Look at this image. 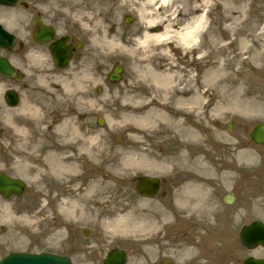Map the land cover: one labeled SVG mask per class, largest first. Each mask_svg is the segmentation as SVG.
Listing matches in <instances>:
<instances>
[{
	"label": "rangeland",
	"instance_id": "1",
	"mask_svg": "<svg viewBox=\"0 0 264 264\" xmlns=\"http://www.w3.org/2000/svg\"><path fill=\"white\" fill-rule=\"evenodd\" d=\"M39 1L46 2L47 4L45 5L51 10V13L55 14L57 19H60L64 23L68 24L70 28L76 29V31H78V27L81 28L77 34H79L81 40L84 41L87 46L90 45L89 47H91L86 51V54L89 57V59H86L87 61L93 60L97 55L95 54L96 49L93 47L95 42L92 40L95 37H99L101 34V31L97 30V27H100V29L113 28V33H117L119 38L126 43L124 44V48H127V51L124 50L120 55L112 58L111 61L117 60L120 62H127L128 64H125L127 73H129L128 71L134 70L135 78H132L131 75L127 74L123 82L124 84H122L130 87L131 89L135 88V86L139 84L141 86L146 85V82L143 78L145 76L142 72L144 71L142 64H145L149 60H151V62L156 65L157 69L160 70L174 69L178 71V73H190L184 74L186 79L195 77L197 73L202 71V62L198 64L194 63L193 61V63L190 65V61H185V63L181 64L179 63L180 60L176 61L169 53L166 58H161V56H163L161 53H156L154 55V52H159L162 48L167 46L165 44L160 45L161 43L152 46V56L147 60V53L145 52L146 50H143V48L141 49L138 44L134 43L132 35L126 36V32H124V35L120 29L122 27H126L123 23V16L129 11L131 4L135 2V0H121V3L124 6L119 8L118 4L117 7H112V14L107 13L111 7L109 0H86L84 3H82L84 0ZM112 1L113 0H111V3ZM183 2L184 1H176L175 5H183ZM213 2L214 11L213 18H211L213 32L212 35L211 32L206 35L204 42L207 41L209 43L206 44V50L203 48V45H201L199 53L201 56L202 52L212 51L210 62L212 63V68L215 69L221 66V64L226 62L228 59L227 53L222 46H224L226 42L230 41L232 38H239L238 35L237 37L236 35L234 37L225 32L224 28H226V25L230 23L226 20L225 3H230L233 7L231 12L233 17H240L241 15L243 16L241 17L242 23L236 26V29L238 27L242 36L248 32H251L254 35H259L261 32H263L264 28V0H213ZM241 7H244V11ZM114 8H116V14H113ZM181 14L182 19L179 20L180 25L178 27L174 25V29L178 30L184 23V18L187 15H183L182 12ZM179 21H174L173 23L178 25ZM132 27L135 28L136 24H134ZM92 29L100 31V34L98 35L93 33L91 31ZM125 29L130 28H124L123 31H125ZM132 32L134 33V31ZM172 42L170 45L176 44L174 40ZM113 52L114 51L110 50L109 54ZM214 53H216L215 58L212 56ZM191 60H194V58L192 57ZM86 65H88V63H86ZM251 67H247L245 71L250 76H254L253 78L257 80L256 83H252V88H256L255 91L250 92L251 84L240 82L236 84L234 89L229 90L226 93V96L230 99L239 98L242 101V105H244L243 109L236 111L235 113H229L227 116L219 118L218 122L215 121L216 123L213 121L210 123V125L213 126V129L217 130L218 132L219 130H222L224 138L227 139V147L224 148L223 151L224 155L219 156V158H212V160H216L215 167H213L214 171L211 173V175H214L216 178L217 187L215 191V201L219 206L220 212L223 215H226V217H228L230 214V217L233 216L234 220L230 223L229 229L222 228L221 226H219V228H213L211 225H208V232H203L202 235L197 233V237H193V240L198 243L197 246H195L197 249L195 256L197 260L201 259L204 264H242L246 258L251 256L255 258L264 257V251L262 249L250 251L245 249L239 242V233L244 225L256 220L264 222V197H252L249 194V191L256 184H261L264 188V147L256 146L250 140V133L254 127L257 124L264 123V69L259 68V66ZM86 68H89V66H86ZM107 68L109 69V67ZM197 68L199 69V72L197 71ZM85 85L86 90H89L90 93L89 98H93L97 103L95 110H90L88 107L86 108V111L90 113V122L94 130L98 129L95 122V117L97 115L104 116L107 118V120L110 119L112 125L111 126L108 121V124H105L103 129H99V131L96 132L98 136L101 132L106 133L107 139H101L102 141H106L107 144L104 146L105 143L101 141L100 137H96L95 142L92 145V150L93 154H99L98 162H94L97 164L95 167L99 169L97 172H95L97 181H91L87 179L86 184L88 185V183L91 182L98 187L95 197L98 200L103 201L100 204V209H102L103 212V208L107 202L101 199V197L107 199L111 198L113 201H115V203H117L119 207H123L122 210L127 211L131 209L130 207L132 202L137 201V197L134 195L131 197V178H133V176L129 171L130 168L129 170L127 169L128 164H126L127 161H125V159L129 156V151H132L135 147V141H144L146 135H151L153 132L152 129L155 127L152 129H139L142 120L139 119L140 122H137V120L133 121L129 119V112H127L128 107H120L119 104H122L120 98L111 95V90L108 93V89L102 96H98V94H95L92 90L96 84L86 81ZM211 86L212 91L208 88V92L205 93L203 87H201L200 92L203 90V96H205V100L209 101L211 107L210 112H213V106L215 105L214 101L216 100L214 98L215 96L219 97V95L214 94L213 84ZM117 88L121 94V99L128 95L125 87L119 86ZM141 89L139 91H141ZM36 90H38L37 97L41 96L46 98L45 92L41 86L38 87L37 85ZM184 107V105L179 107H167L166 114L170 117V119H178V117H175L176 111H179ZM199 113L201 114V112ZM10 116H12L15 121H18L21 118L17 113H14ZM234 120H236L234 129L231 132H227L226 126ZM157 122L159 123V120H157ZM166 124L168 123L166 122ZM1 125H4V123L2 122ZM166 127V125L162 127L161 124H159L157 131L154 133V136H160L161 138L158 141H155L157 142L156 144L148 146V150L152 157H158V151L164 154L167 153L166 155H174V157L176 156L175 150L177 143H179L177 135L174 133V129L168 131L165 130ZM5 132V135L0 136V171L15 177L28 176L27 178H29L36 174V176L39 177L38 180H46L50 176L49 170L46 167H43L44 171L40 170V168H37L35 165L36 162H40L37 161V158L30 156V159H28L25 157V155H23V151H19L17 149V146L19 145L18 137H16V134L13 133L10 127H7ZM237 143L240 144V149H238ZM159 144L160 149H157V145ZM209 148L213 152L214 147L212 143L210 144ZM235 148H237V156H239V158L234 157ZM42 149L43 151H41V154L45 156L47 153V147L45 144H43ZM239 152L243 155H240ZM248 158L253 160H249ZM21 159H26L28 161L22 162ZM220 159H222V161H236L242 166L241 171L237 173L239 183L231 182V188H227L223 183L221 184L220 179L218 178L219 172L217 166ZM86 166H90L89 163H86ZM90 174L91 172H86L85 177H88ZM72 179L73 178L68 179L69 182H71ZM244 179L249 181L248 186L245 184ZM27 182L28 188L22 197H14L9 200H5L0 197V226H3L6 229L4 233L0 232V242L3 240L8 242L9 250L20 248L22 251H35L32 246V241L35 234L33 229L35 226H33L31 223L32 215H35V211L33 212L31 207V200L34 194L45 193L46 189L48 188L45 185V181H38L37 183L33 184L30 179H27ZM122 188H127V190ZM218 189L220 190L218 191ZM227 194H234L236 196L234 205L227 206L224 204L223 199ZM112 195H120V197H113ZM129 197L132 202L128 200ZM154 203V208L160 206L158 201ZM136 204L137 203H133V205ZM5 207L9 208V214H6L4 211ZM133 210V215L138 216L140 213L139 206L137 205L133 207ZM91 211L92 208L86 205L83 211L77 212V216L79 217L78 220H80V214L90 213ZM183 214H181V217L177 218V227L173 229L171 224H166L165 222L163 223V220H160L163 216L161 211L156 212L154 217H156L155 220H158L160 229L154 234L157 236H162V242L168 240L177 243L179 249L175 253V257H173L175 264H197V261L190 262L189 257L186 256L183 251V245H188L191 234V226L185 221L186 219L182 218ZM200 214L201 213H195V216H199ZM146 218L151 219L149 216ZM135 219L138 218L135 217ZM95 225L97 226V224L86 223L84 226L86 228H94L96 231H98L99 229L98 227H96V229ZM212 226L216 227L213 224ZM43 229L47 230L45 224L41 225L40 230ZM201 236L202 238L200 240L199 238ZM138 237L140 236H129L128 238L130 241L128 242L122 239H118L116 241V243L120 244V246L130 250L129 253L131 254V259L129 264H153L155 262H161L162 259H164L160 258V253H157L158 251L156 249H153L152 252H148L147 254L145 253V246L147 242L154 244L155 246L156 242L154 238H149L148 241H144L142 240L143 238H141L137 241ZM163 238L166 239L164 240ZM18 240L20 243L15 242ZM15 243L17 245L19 243L20 247L16 246ZM51 249L52 248L47 244V241L42 240L36 251H49Z\"/></svg>",
	"mask_w": 264,
	"mask_h": 264
},
{
	"label": "bare ground",
	"instance_id": "2",
	"mask_svg": "<svg viewBox=\"0 0 264 264\" xmlns=\"http://www.w3.org/2000/svg\"><path fill=\"white\" fill-rule=\"evenodd\" d=\"M110 1V0H109ZM168 3L170 0H164ZM232 6L230 3H225V13L226 20L230 22L226 25L225 32L230 36L237 35V39L232 38L229 43L222 46L227 53V61L223 62L218 68H212V63L209 61L210 54L209 52L203 56V79L200 82V85L203 87L204 92H208L209 85L213 84L214 94L219 95L214 101L215 105L213 106V112H210V104L208 100H205V96L200 92L199 79L200 75L197 76L198 82V91H195V96L188 100L185 99V93L182 92L178 101L179 106L187 103V108H182L179 111H176L179 117L182 119L177 123V134L180 137V143L177 149V155L181 159L183 166L188 168L192 167V170L197 169L203 177H197V182L193 185V195L194 196H183V201L186 204L185 208H182L181 211L187 213L185 218L186 222L193 228V233L190 236L188 245H183V251L186 256L189 257L190 262L197 261V264H204L201 259L196 258L197 246L195 236L197 233L200 235L206 229V226L203 223H208L209 225L213 224L215 219L216 212H219V207L216 204L215 199L210 195L208 187L209 179L206 177L211 172V167H215L216 160H212L214 157L224 155V148L227 147V139L224 136L220 135L213 129L211 135V121L215 122L219 118L227 116L229 113L242 110L244 105L239 98L230 99L226 96V93L229 90L235 88L237 83H249L251 84L250 92H254L256 88H252V83H256L257 80L246 73L245 68L251 66H261L264 67V28L263 32L259 35L253 34L251 32L246 33L244 36L241 35L238 27L242 22L241 17H233L232 15ZM244 11V7H241ZM145 16V13L142 11V17ZM223 22V21H222ZM155 21L149 22L150 26H153ZM206 24L205 16H200L192 26H187L182 29L181 32L177 33L175 36L178 44L182 45L186 49H191L192 47L198 44V38L200 36V30L202 26ZM168 30L165 34L162 35H151L146 33L143 40L138 43L144 47H149L153 42L165 41L164 37L169 39ZM171 39V38H170ZM212 54V53H211ZM216 53L212 56L215 58ZM252 68V67H251ZM149 71V68H148ZM88 71L84 70V74H87ZM173 80L169 82L156 81L154 84V90L158 93L154 96L156 102H151L147 105V111L144 112L145 129H150L154 127L155 117L157 112L162 111V103L160 99L168 94L172 89ZM242 99V98H241ZM79 103L86 104L84 97L78 99ZM90 102V101H89ZM91 103V102H90ZM27 112L23 114L32 115L36 121L43 119V112H38V107L36 105H30L27 108ZM40 110V107H39ZM198 112H202L201 114ZM135 114L139 112H134ZM211 114V116H210ZM34 123V124H38ZM65 123L70 127L72 138L81 144L86 140L80 134V131L77 127L76 122L72 119L65 121ZM216 123V122H215ZM65 124L63 123L59 129L64 131ZM62 131V132H63ZM16 134L19 136V145L17 149L26 152L28 155H34L37 151V147L27 148L30 145L29 132L25 125H16L15 128ZM213 144V152L210 150V144ZM238 149H240V144L237 143ZM66 148V147H65ZM88 152V151H86ZM240 153V152H239ZM28 155H25L26 158H29ZM240 155H243L240 153ZM56 156V153H49L47 155V161ZM159 156V154L157 155ZM234 157L237 156V148L234 150ZM250 159V158H249ZM22 162H27L26 159H21ZM220 167L223 169L221 179L224 184H229L230 182L239 183V178L237 173L241 171V164L236 161H222ZM143 166H139L138 169H145L147 171H153L158 166H161L159 162L155 160L147 159L145 163L141 162ZM51 167L53 165L51 164ZM215 183V180H214ZM246 185H249V181L246 180ZM97 188V187H95ZM94 188L90 189L93 190ZM250 196H263L264 197V188L261 184H256L250 191ZM140 215L138 219L133 224H130V221L126 218L118 217L111 222L104 223V228L112 229L113 233L121 234V232L128 233H140L145 234L147 230H156L158 229L155 221L147 219L151 213L150 202L148 200H139L138 201ZM9 208L5 207L4 211L6 214H9ZM195 213H201L199 216H195ZM184 215V214H183ZM201 218V219H199ZM172 226H175V220L172 221ZM137 236V235H136ZM137 240L145 241L143 235H138ZM194 237V238H193ZM202 236L199 238L201 240Z\"/></svg>",
	"mask_w": 264,
	"mask_h": 264
},
{
	"label": "flooded vegetation",
	"instance_id": "3",
	"mask_svg": "<svg viewBox=\"0 0 264 264\" xmlns=\"http://www.w3.org/2000/svg\"><path fill=\"white\" fill-rule=\"evenodd\" d=\"M21 4L22 6H18L14 10L0 6V21L12 23L17 37L21 33L23 34V39L18 38L17 41H19H16L18 46L16 51H0V54L7 56L9 59L20 60L21 64H25L28 61L25 51L32 49L34 50L33 55L38 51L41 56H47V66L52 71L51 75L55 79L60 80L62 72L67 70L55 67L49 54V49L52 44L63 41L65 43L63 46L71 49L72 52L69 71L72 70V75L79 76L85 69L86 55L84 53V44L81 49L78 48L80 39L77 38L75 30L71 31L64 28L60 33V25L54 23L56 18L46 20L40 12V6L37 3L28 1L25 4L21 0ZM36 24L39 26V31L44 30L43 26L48 27L47 30L53 29L55 32L53 41L43 46L37 44L34 40L37 30ZM35 83H37L36 79L31 78L29 84L20 86V90L28 93L35 87ZM56 89L60 90L61 86H57ZM29 101L35 105L37 104L33 97H30ZM61 115L63 116L62 119ZM55 117V119L53 116L49 118L51 124L48 129V144L50 146V153H56V156L51 159L59 162L53 168L57 178L55 180L49 179L45 182L48 188L45 193L33 195L31 207L33 212L35 211L36 222L45 224L47 227L46 232L49 239H52L55 235L62 236L64 241L62 244L64 256L82 261L86 258L102 259L101 244L98 241L100 237L94 230L84 231L85 213L80 214V220H78L79 217L77 216V212L83 211L86 205L95 210V213H99L100 211L102 200H98L95 197L98 187L91 182L88 185L86 184L87 179L93 181L96 175L95 172L90 171L91 174L85 177L86 172L84 171L86 170L84 163L76 157H70L69 152L65 150L66 140L64 135H66L65 132H68V127L64 131L59 128L64 121L70 120L69 112H56ZM63 174L69 176L68 179L73 178L72 181L69 182L67 178L63 181L61 176ZM92 188L94 189L90 190ZM175 190L176 181L173 174H171V178L169 179L160 178L157 199L164 200L168 197L169 205L173 206L175 198L172 193ZM113 216L115 215H111V217Z\"/></svg>",
	"mask_w": 264,
	"mask_h": 264
},
{
	"label": "water",
	"instance_id": "4",
	"mask_svg": "<svg viewBox=\"0 0 264 264\" xmlns=\"http://www.w3.org/2000/svg\"><path fill=\"white\" fill-rule=\"evenodd\" d=\"M252 139L254 142L258 144H264V125H260L256 128V130L252 134ZM21 184L19 182H11L7 178L0 175V193L3 194L5 197H10L11 193L14 190H18L17 188H20ZM259 227L262 236H261V243L264 245V227H261V225L256 226V229ZM242 240L243 242L248 245L249 247H253L256 245L257 241L252 239V233L250 230L245 229L242 233ZM32 261H25L24 260H13L10 264H30ZM34 264H48L45 262V260H37L33 262ZM249 264V263H246Z\"/></svg>",
	"mask_w": 264,
	"mask_h": 264
}]
</instances>
